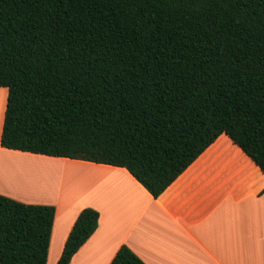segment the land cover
<instances>
[{"label": "trees", "instance_id": "1", "mask_svg": "<svg viewBox=\"0 0 264 264\" xmlns=\"http://www.w3.org/2000/svg\"><path fill=\"white\" fill-rule=\"evenodd\" d=\"M0 86L2 147L121 166L153 197L221 133L264 173V0H0ZM54 214L0 194V264H46Z\"/></svg>", "mask_w": 264, "mask_h": 264}, {"label": "crops", "instance_id": "2", "mask_svg": "<svg viewBox=\"0 0 264 264\" xmlns=\"http://www.w3.org/2000/svg\"><path fill=\"white\" fill-rule=\"evenodd\" d=\"M7 94L0 86V136ZM263 189L264 173L225 133L157 197L121 166L0 145V194L55 208L46 264L84 207L98 211L97 228L68 264H110L121 245L145 264H264Z\"/></svg>", "mask_w": 264, "mask_h": 264}, {"label": "rangeland", "instance_id": "3", "mask_svg": "<svg viewBox=\"0 0 264 264\" xmlns=\"http://www.w3.org/2000/svg\"><path fill=\"white\" fill-rule=\"evenodd\" d=\"M11 176H12V175H11ZM56 177H57V176L55 175V177H54V178H55V181L57 180ZM10 178H13V177H10ZM55 181H54V182H55ZM44 182H45V183L41 182V183L43 184V185L41 184V186H42L43 189H45L46 183H48L47 181H44ZM54 182H53V183H54ZM4 185H5V184H4ZM56 185H57V184H56ZM56 185H55V187L57 188ZM47 188H48V187H47ZM48 189H49V188H48ZM49 190H53L52 187H50ZM54 190H55V189H54ZM39 192H40V191H39ZM43 193H47V191H44ZM52 193H53V191H51V194H52ZM33 194H36V193H33ZM38 194H39V193H38Z\"/></svg>", "mask_w": 264, "mask_h": 264}, {"label": "bare ground", "instance_id": "4", "mask_svg": "<svg viewBox=\"0 0 264 264\" xmlns=\"http://www.w3.org/2000/svg\"><path fill=\"white\" fill-rule=\"evenodd\" d=\"M36 162H39V161H36ZM47 162H48V160H47ZM46 164H48V163H46ZM36 165V164H35ZM41 165V164H40ZM41 166H43V165H41ZM47 166V165H46ZM38 168V167H37ZM46 168V167H45Z\"/></svg>", "mask_w": 264, "mask_h": 264}]
</instances>
